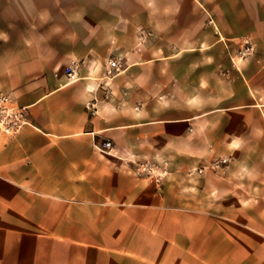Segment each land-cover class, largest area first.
<instances>
[{
    "label": "crops",
    "instance_id": "crops-1",
    "mask_svg": "<svg viewBox=\"0 0 264 264\" xmlns=\"http://www.w3.org/2000/svg\"><path fill=\"white\" fill-rule=\"evenodd\" d=\"M0 94V264H264V0H0Z\"/></svg>",
    "mask_w": 264,
    "mask_h": 264
},
{
    "label": "built area",
    "instance_id": "built-area-1",
    "mask_svg": "<svg viewBox=\"0 0 264 264\" xmlns=\"http://www.w3.org/2000/svg\"><path fill=\"white\" fill-rule=\"evenodd\" d=\"M80 68L79 62H72L64 71L69 81H75ZM121 71L119 62L116 59H109L105 65L103 80H113ZM26 124L25 109L15 106L11 100L3 94H0V133L13 136ZM112 144L105 141L96 149L104 154H110ZM138 172L144 177L159 183L164 176V173H157L156 167L147 163L138 165Z\"/></svg>",
    "mask_w": 264,
    "mask_h": 264
}]
</instances>
